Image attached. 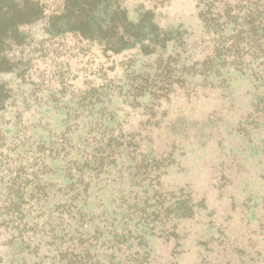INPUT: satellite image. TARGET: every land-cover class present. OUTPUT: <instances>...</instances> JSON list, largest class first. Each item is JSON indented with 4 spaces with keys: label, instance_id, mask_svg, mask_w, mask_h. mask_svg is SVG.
<instances>
[{
    "label": "rangeland",
    "instance_id": "obj_1",
    "mask_svg": "<svg viewBox=\"0 0 264 264\" xmlns=\"http://www.w3.org/2000/svg\"><path fill=\"white\" fill-rule=\"evenodd\" d=\"M119 1L129 19L143 20L144 34L151 22L152 33H163L148 54L68 35L58 50L46 47L36 70L27 66L28 81L0 73L10 97H38L42 106L23 126L0 128V223L11 218L17 227L0 226V264H70V256L85 264H264V0ZM30 31L46 37L40 24ZM53 67L67 70L60 83L50 79ZM132 83L145 87L142 96ZM76 97H105L109 106L90 105L74 119ZM102 114H111L104 131L90 124ZM118 127L130 154L114 157L108 177L73 179L67 167L78 169L71 161L80 163L81 137L90 131L92 156L105 132L107 155ZM65 203L72 217L56 231L70 238L52 241L42 222ZM67 244L78 254L64 252Z\"/></svg>",
    "mask_w": 264,
    "mask_h": 264
},
{
    "label": "trees",
    "instance_id": "obj_2",
    "mask_svg": "<svg viewBox=\"0 0 264 264\" xmlns=\"http://www.w3.org/2000/svg\"><path fill=\"white\" fill-rule=\"evenodd\" d=\"M142 21L141 18H138L137 20L129 19L126 9L122 7L119 0H56V3L54 4H49V0H0V73H13L23 82L28 81L29 73H27V66L32 63L33 70H36V63L39 61H45L47 54L46 47L50 46L51 48H56L58 50V48L54 46H58L57 43H60L59 38L64 39L68 37V35L77 37L79 41H82L83 39H86L88 42L95 41L103 45L106 49L108 48L112 50L113 53H120L131 46L138 45L141 49L140 53L146 55L149 53L147 48L150 46L151 42L154 44L156 40H159L157 39L158 37L164 35L158 29L156 33L151 32V30L156 29V26L152 22L149 27H153L154 29H148V32L151 35L148 36V34H144L142 32ZM37 24H40V30L46 36L42 40L41 38L40 40H36L32 34L33 32L30 31L31 28ZM26 28H28V30H26ZM163 42H165V38L163 39ZM51 52H55V49H51ZM66 71L67 70L62 71L57 67H53V73L51 74L50 79L56 77L57 82L60 83V77L64 75V72ZM64 77H67V75H64ZM133 83L130 87L136 91L134 94L142 96L145 92V87L142 86L138 88V86L133 85ZM8 92L9 88L6 84H1L0 128H6L11 125L20 126L21 124V126H23V117L31 110V108L36 109L39 107L38 104L41 106V103L39 102L41 99L35 97L36 99L34 101L33 97V104H31L26 97H10ZM90 94L91 93L88 90L82 91L78 95L89 96ZM50 96V106L56 105L58 99L52 97L55 96V92H52ZM132 98L137 99L138 97ZM104 99L105 97H76L73 101L74 113H69V115H74L75 119L78 117V111L80 109L89 108L90 105L93 104L109 106V103H106ZM63 107L64 106H61L60 108ZM9 111H11V114H14L13 118L15 121L13 122L10 119L11 115L9 116V119H5V116ZM108 115L102 114L100 118H96L94 122L90 123L91 126L95 125V129L100 131L108 129L105 125L108 120H111ZM69 119V124H72L73 119L71 117ZM88 133H90V131H88ZM88 133L86 132L79 141L82 142L83 145L86 143L84 149L79 153V150L81 149L77 148L74 155L75 158H78L80 163L78 164L75 159L71 161L78 167V169L67 167L68 170H70L73 179L75 178V174H79V177L88 178V176L92 175L94 171L95 175L104 171V176L108 177L110 175V169L117 168L119 165V159H114V157H118L120 153L124 152L126 149L128 150L129 147L127 143L128 140L122 138V128L118 127L115 136H112L111 134L106 138L105 144H110L111 146L109 147L111 150L110 154L105 155L104 149L102 151L101 138L103 137L104 139L105 136V132H103L102 134H104V136H102L98 142H95L96 145L92 149L94 154L88 156L89 149L91 148L90 142L86 140L87 136H89ZM72 139L75 140L76 136H73ZM63 147L65 148L64 145ZM130 152L131 151L128 150L125 153L130 154ZM64 154L67 155L66 152H64ZM132 155L134 157H131V159L137 158L135 157L137 156L136 153H133ZM105 157H108V159L104 160ZM117 172H119L120 176L121 170L117 169ZM134 174L135 173L131 175ZM122 182L121 179L119 183L121 184ZM121 199L122 198H118V200ZM124 202L125 201L122 200V204ZM65 206L66 203L61 206L63 208V210L60 211L61 214H58L54 219L49 217L48 220L42 222L46 227L44 233H42L44 237H48L52 241L56 238L60 240L63 237H68L65 234H58L59 230L65 229V226L61 224L66 221V218L72 217L67 213L70 205H67V208H65ZM18 214L22 213H14L16 216ZM137 216L138 218L140 217L139 215ZM24 218L25 214L23 213L22 219ZM53 224H56V227L53 226ZM0 226L3 227L4 231L17 228L16 223H14L11 218L3 219ZM54 231H56L55 234L58 235H55L53 233ZM69 238L70 237H68V239ZM37 242L41 243L43 241L39 239ZM58 246L62 245L58 244ZM64 249H66L64 252L72 256L78 254L79 250L77 246L70 247L68 244ZM27 254H32L34 258L37 257L34 252ZM70 258V264H85L87 261L86 258H82L83 260H81L80 257V260H76L75 257L72 259L71 256ZM31 264L37 263L32 262ZM64 264H69L68 260H66Z\"/></svg>",
    "mask_w": 264,
    "mask_h": 264
}]
</instances>
